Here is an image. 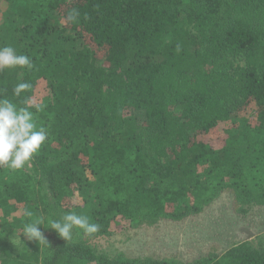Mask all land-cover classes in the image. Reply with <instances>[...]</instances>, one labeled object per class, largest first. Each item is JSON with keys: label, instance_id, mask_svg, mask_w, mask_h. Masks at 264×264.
<instances>
[{"label": "trees", "instance_id": "1", "mask_svg": "<svg viewBox=\"0 0 264 264\" xmlns=\"http://www.w3.org/2000/svg\"><path fill=\"white\" fill-rule=\"evenodd\" d=\"M0 3V46L35 64L0 73V93L45 104L37 122L49 131L23 170L0 167V264H264L245 243L148 263L43 225L47 243L14 241L23 209L47 223L73 211L78 193V212L101 225L90 237L182 221L225 191L244 215L264 206V0ZM73 8L77 23L66 20ZM22 80L32 87L14 97Z\"/></svg>", "mask_w": 264, "mask_h": 264}, {"label": "rangeland", "instance_id": "2", "mask_svg": "<svg viewBox=\"0 0 264 264\" xmlns=\"http://www.w3.org/2000/svg\"><path fill=\"white\" fill-rule=\"evenodd\" d=\"M55 23L56 29L60 31L65 22L59 19ZM254 107L252 104L248 111L240 112L238 117L250 116ZM142 122L141 114H134V127L138 128ZM81 199L80 193L74 198L72 210L78 214L77 206ZM20 232L15 235V242L27 239ZM79 238L89 243L97 254L114 256L123 252L148 263L161 262L163 259L189 263L211 253L223 254L244 243L262 253L264 206H255L244 215L236 211L232 193L225 191L201 213L182 221L163 219L154 225H135L123 232L99 237L86 236L82 230L74 229L72 239Z\"/></svg>", "mask_w": 264, "mask_h": 264}, {"label": "clouds", "instance_id": "3", "mask_svg": "<svg viewBox=\"0 0 264 264\" xmlns=\"http://www.w3.org/2000/svg\"><path fill=\"white\" fill-rule=\"evenodd\" d=\"M80 15L78 9H70L66 20L69 23H77ZM34 67L30 55L18 53L11 44L0 46V73L5 69L33 70ZM31 87L29 82L22 80L13 87V96L20 97ZM45 108V104L37 103L30 97L24 99L22 103H17L0 93V167L11 171L23 170L39 154L49 137L48 129L37 122V114L43 112ZM32 109H35V112ZM22 212L27 219L20 233L30 241H38L39 245L48 241L39 227L41 225L55 230L65 241L72 239L74 229H80L84 235L92 236L101 228V225L92 222L88 215L75 211L65 212L57 219L49 218L47 223L44 216L37 215L28 208Z\"/></svg>", "mask_w": 264, "mask_h": 264}]
</instances>
